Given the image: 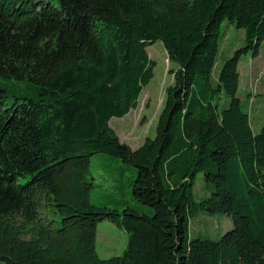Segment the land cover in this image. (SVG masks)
Segmentation results:
<instances>
[{
  "label": "trees",
  "instance_id": "obj_1",
  "mask_svg": "<svg viewBox=\"0 0 264 264\" xmlns=\"http://www.w3.org/2000/svg\"><path fill=\"white\" fill-rule=\"evenodd\" d=\"M224 20L245 43L212 85ZM263 40L264 0H0V260L264 264V124L253 132L236 95L239 58ZM156 41L176 65L173 84L155 136L133 149L109 121L138 106ZM9 80L26 93L10 95ZM219 92L230 97L220 111ZM96 153L135 168L131 195L145 209L92 201ZM199 173L211 190L196 200ZM201 212L226 214L233 227L216 240L191 236ZM105 220L128 241L101 259Z\"/></svg>",
  "mask_w": 264,
  "mask_h": 264
},
{
  "label": "rangeland",
  "instance_id": "obj_2",
  "mask_svg": "<svg viewBox=\"0 0 264 264\" xmlns=\"http://www.w3.org/2000/svg\"><path fill=\"white\" fill-rule=\"evenodd\" d=\"M219 51L213 69L211 84L215 85L218 72L223 63L233 55L236 49L244 45V30L236 27L227 20L221 23L218 36ZM150 59L155 61L153 77L145 85L139 95L138 106L123 117H112L110 127L116 132L122 142L131 148H138L146 137L153 138L156 134L158 115L165 101V90L173 84V75L170 72L176 69V65L170 63L167 54L160 41H156L146 48ZM239 87L237 97L240 99L241 108L249 115L251 128L257 133L264 124V40L259 45L258 54L254 56L249 50L241 54L238 62ZM3 86L12 96H21L24 91V83L14 80L2 81ZM230 97L223 92L217 93L213 103L218 110L228 106ZM104 157L114 159L106 153H96L91 156V174L95 178V185L91 193H105L115 195L123 199L133 197L131 195L130 173L127 171L123 176L114 167L115 164L108 162ZM118 161L122 164L119 158ZM128 167L135 168L131 165ZM101 173L102 175H99ZM113 174L118 180L113 182L110 176ZM135 175V174H134ZM134 178V177H133ZM130 179V181H129ZM113 183H116L113 185ZM210 186L205 182L203 173H199L193 185V196L196 200L210 195ZM96 191V192H94ZM95 193V194H94ZM133 199V198H132ZM95 202V201H94ZM112 205V203H110ZM114 204V203H113ZM115 206V205H114ZM150 212L153 210L150 208ZM121 210V209H120ZM148 213V214H151ZM233 227L232 219L222 213L207 214L201 212L190 221L191 236H201L216 240L226 231ZM128 241V235L109 221H101L97 227L96 252L101 259H107L123 253ZM0 264H6L0 260Z\"/></svg>",
  "mask_w": 264,
  "mask_h": 264
},
{
  "label": "crops",
  "instance_id": "obj_3",
  "mask_svg": "<svg viewBox=\"0 0 264 264\" xmlns=\"http://www.w3.org/2000/svg\"><path fill=\"white\" fill-rule=\"evenodd\" d=\"M108 162H110V163H112V164H115V169L118 171V172H120V173H122L121 174V176H123L127 171H129V173H130V179H133V177H134V174H135V170L134 169H132V167H128L129 165H127V164H124L123 162H122V164L118 161V159H110V158H108V157H104ZM99 175H102L101 173H99ZM110 176V179L111 180H113V182H114V180L115 181H117L118 179L117 178H115L114 177V175L113 174H111V175H109ZM93 179L95 180V178L93 177ZM130 179H129V181H130ZM131 182H132V180H131ZM131 182H129L130 184L129 185H131ZM116 183H113V185H115ZM96 185V184H95ZM94 192H96V191H94ZM93 193H91V198H92V201L94 202V203H96V204H98V205H108V206H112V207H114V205H115V207H118V208H122L123 206H125V205H129V206H132V207H135V208H137V209H145V206H143V205H141L138 201H136L133 197H130V198H127V199H123L122 198V195H120V197L119 198H114L115 197V195H112V194H110V195H106L105 193H94L96 196H93L92 195ZM133 198V199H132ZM110 203H112V205L110 204ZM114 203V204H113ZM99 224V223H98ZM113 224V223H112ZM114 226H116L115 224H114ZM97 227H98V225H97ZM116 228H118V229H120V230H122L121 228H119V227H117L116 226ZM96 238H97V234H96Z\"/></svg>",
  "mask_w": 264,
  "mask_h": 264
}]
</instances>
